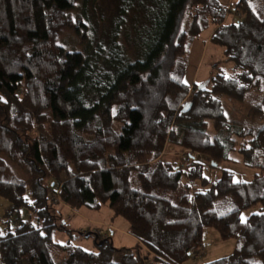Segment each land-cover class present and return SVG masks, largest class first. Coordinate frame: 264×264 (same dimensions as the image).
<instances>
[{
	"label": "trees",
	"instance_id": "obj_1",
	"mask_svg": "<svg viewBox=\"0 0 264 264\" xmlns=\"http://www.w3.org/2000/svg\"><path fill=\"white\" fill-rule=\"evenodd\" d=\"M82 1L0 0V198L7 216L27 208L36 221L0 234V264H184L208 227L236 241L208 264H264V0H118L108 47H93L85 17L70 15ZM127 17L133 57L120 41ZM66 27L82 51L58 43ZM211 27L209 44L254 77L245 122L228 120L222 83H185L191 47ZM239 161L259 172L237 181L221 169ZM61 204L109 207L136 249L102 256L54 242L67 230Z\"/></svg>",
	"mask_w": 264,
	"mask_h": 264
},
{
	"label": "rangeland",
	"instance_id": "obj_2",
	"mask_svg": "<svg viewBox=\"0 0 264 264\" xmlns=\"http://www.w3.org/2000/svg\"><path fill=\"white\" fill-rule=\"evenodd\" d=\"M237 1V0H234ZM77 4L76 9L70 15L72 18L84 16L88 27L89 39L93 47L98 43L108 47L110 44V35L114 28L115 18L117 16L118 0H88ZM141 21L145 18L141 17ZM131 18L127 17L125 26L120 31V41L125 46L127 53L133 57L136 51V44L134 43L135 29ZM135 30V31H134ZM213 27L204 32L200 39L195 41L189 53L187 71L185 75V83L192 85H204L208 89H213L214 84H207L210 79H215L222 83L219 88L223 89L222 102L225 108L228 120L232 122L242 123L248 119V114L253 104L257 102L256 98L252 97L251 92L248 93L249 87L253 82V75L243 72L241 69L231 61H229L223 51L213 45L203 44ZM139 35V34H138ZM210 40V39H208ZM58 43L68 51H82L84 46L82 44L81 36L76 33L73 28H63L58 35ZM194 80V81H193ZM247 95L244 99V94ZM229 96V97H227ZM258 103V102H257ZM256 103V104H257ZM213 132V131H212ZM180 149L170 147L167 150L168 157L179 154ZM203 160V157H199ZM222 170L233 172L237 181H249L259 172L258 169H252L245 166L242 161L237 163H225L221 166ZM13 170L19 179L24 180L23 173L17 168ZM62 179L67 177V173H62ZM213 177H221V171H216ZM54 206V205H53ZM10 207V203L0 198V234L14 232L22 223L32 221L35 223L32 212L23 208L16 215L7 216L6 210ZM59 223H66V228L73 234V239L67 230H56L53 234L54 242L65 244L68 241L73 242L74 245L83 248L89 252H95L104 256L111 249L121 250L123 248L136 249L137 242L129 235V223L121 218L115 217L114 213L109 207H104L100 211H92L88 209L74 210L67 205H56ZM261 212V205L254 207L242 213V220L246 221L250 216ZM116 228L112 230L110 225ZM91 231L93 236L86 238L85 233ZM81 233L83 235H81ZM98 242L101 246H97ZM236 241H224L220 233L212 227L204 230L203 249L196 257L188 260L184 264H208L213 261L227 258L231 256L235 250ZM144 252H146L144 250Z\"/></svg>",
	"mask_w": 264,
	"mask_h": 264
},
{
	"label": "crops",
	"instance_id": "obj_3",
	"mask_svg": "<svg viewBox=\"0 0 264 264\" xmlns=\"http://www.w3.org/2000/svg\"><path fill=\"white\" fill-rule=\"evenodd\" d=\"M222 5H224V6H229L230 4H231V2L233 1V0H218ZM210 37H211V34L209 35V37L207 38V40H206V44L209 42V40L208 39H210ZM110 227H112V228H110V229H112V230H115V226L114 225H110ZM127 234H129V232H127ZM130 235V234H129ZM131 236V235H130ZM134 240H135V242H137V244H138V240L136 239V238H134L133 236H131Z\"/></svg>",
	"mask_w": 264,
	"mask_h": 264
},
{
	"label": "water",
	"instance_id": "obj_4",
	"mask_svg": "<svg viewBox=\"0 0 264 264\" xmlns=\"http://www.w3.org/2000/svg\"><path fill=\"white\" fill-rule=\"evenodd\" d=\"M212 165H213L214 167H216V166H217V164H216V163H213ZM53 186H54V185H53Z\"/></svg>",
	"mask_w": 264,
	"mask_h": 264
},
{
	"label": "built area",
	"instance_id": "obj_5",
	"mask_svg": "<svg viewBox=\"0 0 264 264\" xmlns=\"http://www.w3.org/2000/svg\"><path fill=\"white\" fill-rule=\"evenodd\" d=\"M61 187V184H59L58 189Z\"/></svg>",
	"mask_w": 264,
	"mask_h": 264
}]
</instances>
